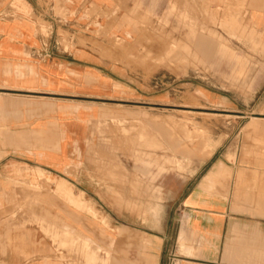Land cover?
<instances>
[{
  "label": "crops",
  "instance_id": "1",
  "mask_svg": "<svg viewBox=\"0 0 264 264\" xmlns=\"http://www.w3.org/2000/svg\"><path fill=\"white\" fill-rule=\"evenodd\" d=\"M154 27L172 36L143 35ZM170 45L173 72H219V86L198 91L201 107L216 115L209 156L192 176L163 181L164 196H174L161 201L153 232L138 137L147 136V72H169ZM245 121L249 131L264 130V0H0V264H70L60 259L69 253L77 254L72 264H85L84 241L102 235L90 227L89 208L126 239L134 231L147 237V264H264V181L253 191L264 168L238 163L229 132ZM117 124L130 133L121 136ZM102 138H123L124 151L90 148ZM75 157L83 172L94 167L90 158L124 157V168L110 171L115 181L75 182L83 194L123 192L106 202L77 197L82 210L64 209L60 220L79 238L67 249L53 243L52 183L42 175L63 178Z\"/></svg>",
  "mask_w": 264,
  "mask_h": 264
},
{
  "label": "rangeland",
  "instance_id": "2",
  "mask_svg": "<svg viewBox=\"0 0 264 264\" xmlns=\"http://www.w3.org/2000/svg\"><path fill=\"white\" fill-rule=\"evenodd\" d=\"M118 15V10L115 11V16ZM167 24V23H166ZM140 31V30H139ZM143 35L157 38L171 37L172 30L165 29L163 34L162 28L154 27L149 31H144ZM188 37V35H186ZM182 36V40H183ZM187 39V38H186ZM172 50L173 45L169 46L166 53V58L170 61L167 62L166 69L169 72H147L150 104L148 114L147 136L138 137V143H143V148L146 149V154L143 155L145 159V165L148 168L147 175L143 174V179L148 182V216L149 227L153 232L156 231L157 220L161 213L160 203L164 197H173V194L164 196L163 181L171 179L173 175L180 176L182 179L188 178L194 174L196 166L201 164L211 151V118L216 116L210 114L206 109H203L202 100L203 96L199 95L198 91L201 85H207L215 88L214 81L219 80V77L213 75L219 72H173L172 63ZM188 57V46L181 45V61L180 68L183 69L186 60L183 58ZM183 71V70H182ZM235 80V78H234ZM193 83V86L190 85ZM158 98V99H157ZM190 106H198L200 109L194 110ZM209 122V124H205ZM246 121L242 124L236 125L233 130L229 132L233 133L234 137L238 139L237 155L238 163L244 165H252L256 168H264V130L262 128L258 131H249L246 129ZM117 133L124 136L130 133L131 129H126L124 124H117L114 126ZM145 126H143L144 132ZM231 128V127H230ZM136 127L132 128V132H135ZM140 131V130H139ZM123 138L120 141H110L109 139H100L90 144V148H100L108 150L111 148L116 151L121 149L124 151ZM123 153V152H122ZM230 160L234 156H228ZM236 159V157H235ZM124 157L120 158H90L91 167L90 170L83 172V158L75 157L68 171H65L63 178L53 175L52 177H44L43 181L52 183V197L53 203V243L67 248L78 245L79 238L76 237L75 232L72 229L66 230L65 225L60 220L62 213L66 207L76 212L77 209L82 210V206L77 204V197H99L103 201H109V198L114 199L116 196L122 195V190L115 188H90L85 190V194L82 190H78L75 187V182L84 176L86 180L96 181L97 183L102 181L106 182L111 180L115 181L114 173L110 171L119 170L120 166L124 168ZM134 160L140 161L134 157ZM116 163H115V162ZM264 176V174H262ZM140 178V175H139ZM118 180V179H117ZM263 179H254L255 193L262 192V188H257V183L260 182L262 186ZM74 185H73V184ZM48 185V184H47ZM44 194V188L37 182V195ZM146 195V191L144 192ZM38 199V203H39ZM64 202L68 205H61ZM109 205H104L103 208H108ZM119 207V206H117ZM134 212L140 217H146V211L141 210V205H133ZM93 219L90 221V227H94L98 230L100 237L92 238L90 241L85 242V252L79 253V259H83L85 264H107L113 261H119L122 264H147V249L150 242L147 241V237L140 232L134 231L132 241L126 239L124 230H114V224L106 218V215L98 214L92 208L86 210ZM71 223L75 222H69ZM42 232H45L43 224L44 222H37ZM147 224V223H145ZM42 226V227H41ZM93 245L95 251L93 250ZM88 256H85V255ZM77 254L60 255L61 260H66L70 264L76 261ZM101 257L106 258L105 261ZM119 264V263H112Z\"/></svg>",
  "mask_w": 264,
  "mask_h": 264
}]
</instances>
